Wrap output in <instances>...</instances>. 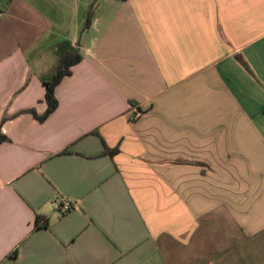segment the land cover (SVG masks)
Returning a JSON list of instances; mask_svg holds the SVG:
<instances>
[{"label": "crops", "instance_id": "crops-1", "mask_svg": "<svg viewBox=\"0 0 264 264\" xmlns=\"http://www.w3.org/2000/svg\"><path fill=\"white\" fill-rule=\"evenodd\" d=\"M0 135V264H264V0H0Z\"/></svg>", "mask_w": 264, "mask_h": 264}, {"label": "trees", "instance_id": "trees-1", "mask_svg": "<svg viewBox=\"0 0 264 264\" xmlns=\"http://www.w3.org/2000/svg\"><path fill=\"white\" fill-rule=\"evenodd\" d=\"M92 18V11L90 10L88 14V19L86 23V28L89 26ZM60 60L58 67L53 74V76L47 80L43 81L46 94L45 99L47 103V110L44 115L39 116L35 112H32L34 116L40 121L43 122L52 112H54L58 106V102L55 98V88L66 76L70 75V68L75 64L81 61V56L78 54V51L71 47L69 43H63L59 49ZM7 141V138L0 135V143ZM48 226V221L45 220L43 223H38L36 221L35 228H46Z\"/></svg>", "mask_w": 264, "mask_h": 264}, {"label": "built area", "instance_id": "built-area-1", "mask_svg": "<svg viewBox=\"0 0 264 264\" xmlns=\"http://www.w3.org/2000/svg\"><path fill=\"white\" fill-rule=\"evenodd\" d=\"M60 208H61L63 213H68V212L72 211L75 208V206L65 204V205H62Z\"/></svg>", "mask_w": 264, "mask_h": 264}]
</instances>
